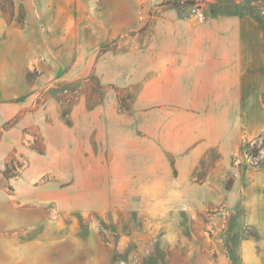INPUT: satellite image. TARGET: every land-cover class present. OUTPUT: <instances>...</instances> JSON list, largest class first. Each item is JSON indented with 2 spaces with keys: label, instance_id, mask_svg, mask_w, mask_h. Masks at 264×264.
<instances>
[{
  "label": "rangeland",
  "instance_id": "374dc122",
  "mask_svg": "<svg viewBox=\"0 0 264 264\" xmlns=\"http://www.w3.org/2000/svg\"><path fill=\"white\" fill-rule=\"evenodd\" d=\"M13 4L0 18V264H264V206L249 197L264 129L223 153L228 117L168 99L166 40L173 12L259 14L264 0Z\"/></svg>",
  "mask_w": 264,
  "mask_h": 264
},
{
  "label": "crops",
  "instance_id": "0c3cea01",
  "mask_svg": "<svg viewBox=\"0 0 264 264\" xmlns=\"http://www.w3.org/2000/svg\"><path fill=\"white\" fill-rule=\"evenodd\" d=\"M260 15L218 12L202 23L193 13L188 18L175 12L167 17L168 99L177 109L198 110L195 115L228 117L218 128V145L225 154L238 148L233 141L237 132L243 129L249 139V131L264 129V22ZM252 177L249 197L257 195L255 201L264 206V163Z\"/></svg>",
  "mask_w": 264,
  "mask_h": 264
},
{
  "label": "trees",
  "instance_id": "16d2710c",
  "mask_svg": "<svg viewBox=\"0 0 264 264\" xmlns=\"http://www.w3.org/2000/svg\"><path fill=\"white\" fill-rule=\"evenodd\" d=\"M14 14H15V7L13 4V0H0V18H1V15H4V16L10 15V17L13 18ZM27 82H29L28 77H27ZM263 163H264V160L262 161L261 164L257 165L254 168L261 167L263 165ZM196 171L197 170H195L193 175H192L193 179L196 176ZM198 181L202 182V179L198 178Z\"/></svg>",
  "mask_w": 264,
  "mask_h": 264
},
{
  "label": "built area",
  "instance_id": "2783aa9c",
  "mask_svg": "<svg viewBox=\"0 0 264 264\" xmlns=\"http://www.w3.org/2000/svg\"><path fill=\"white\" fill-rule=\"evenodd\" d=\"M192 13L195 15L196 17V20L199 22V23H202L203 21H205V16L199 12L198 9H193L192 10ZM261 15L264 17V11L261 12Z\"/></svg>",
  "mask_w": 264,
  "mask_h": 264
}]
</instances>
